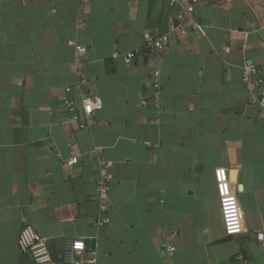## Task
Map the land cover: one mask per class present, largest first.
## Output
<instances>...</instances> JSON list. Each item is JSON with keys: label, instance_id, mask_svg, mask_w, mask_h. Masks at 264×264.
Returning a JSON list of instances; mask_svg holds the SVG:
<instances>
[{"label": "crops", "instance_id": "crops-1", "mask_svg": "<svg viewBox=\"0 0 264 264\" xmlns=\"http://www.w3.org/2000/svg\"><path fill=\"white\" fill-rule=\"evenodd\" d=\"M177 11L168 0H0V264H37L18 248L27 223L50 244L44 264H72L57 246L76 239L97 252L83 264H264V112L242 81L254 62L264 94V0H200V27L184 37L171 32ZM161 33V51L123 56ZM78 42L103 105L92 129L62 99L78 98ZM102 158L110 222L96 227Z\"/></svg>", "mask_w": 264, "mask_h": 264}, {"label": "built area", "instance_id": "built-area-1", "mask_svg": "<svg viewBox=\"0 0 264 264\" xmlns=\"http://www.w3.org/2000/svg\"><path fill=\"white\" fill-rule=\"evenodd\" d=\"M169 6L177 11L176 20L171 25V32H177L181 36L189 34V27L198 29L200 24L196 18V7L200 0H168ZM88 0H83V3ZM79 28H84V24H80ZM170 41V34H154L147 39L144 48L137 52H127L123 56L127 61H132L136 55H151L162 50L165 44ZM89 48L83 43L75 44L74 64L76 66L75 74L78 77V98L74 96H64L62 99L67 108H82L81 115L75 119L80 129H92L97 126L98 120L95 117L97 111L102 110L101 103L93 102L91 91L88 88V79L84 74V63L88 56ZM115 53L114 56H121ZM260 66L250 61L244 64L242 68V81L248 93L249 106H256L261 112H264V94L260 89ZM154 94L159 98L161 94L160 72H155ZM73 91L71 86L65 87V92L70 94ZM150 100L144 98L143 105H148ZM80 152L75 150L74 156L66 160L67 164L73 166L79 162ZM112 162L106 158L99 159L98 169L99 176L96 180V201L99 205V214L94 224L96 227L108 224L110 219L108 211L110 208V198L112 191ZM257 240L264 243V230L258 231ZM165 247L168 252L174 251V245L170 237L165 240ZM18 248L29 256L35 263L44 264L53 260V253L48 240L30 223H27L21 229L18 236ZM97 252L88 250L85 240L76 239L71 242L63 241L57 246V255L62 260L72 264H83L85 255H88L89 262H95ZM245 264H248L245 262Z\"/></svg>", "mask_w": 264, "mask_h": 264}]
</instances>
